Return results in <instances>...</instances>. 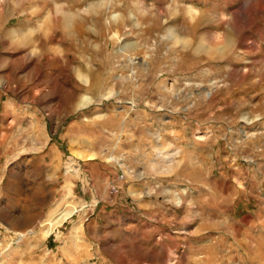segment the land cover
I'll list each match as a JSON object with an SVG mask.
<instances>
[{"label":"rangeland","instance_id":"rangeland-1","mask_svg":"<svg viewBox=\"0 0 264 264\" xmlns=\"http://www.w3.org/2000/svg\"><path fill=\"white\" fill-rule=\"evenodd\" d=\"M0 264H264V0H0Z\"/></svg>","mask_w":264,"mask_h":264},{"label":"crops","instance_id":"crops-1","mask_svg":"<svg viewBox=\"0 0 264 264\" xmlns=\"http://www.w3.org/2000/svg\"><path fill=\"white\" fill-rule=\"evenodd\" d=\"M22 185H23L24 190H25V192H26V191H31V190H33V189L36 187L37 183H34V182H23ZM44 197H46V196L44 195ZM44 197H43V198H44ZM43 198H42V199H43ZM19 204H20V205L23 204L21 198H20ZM18 211H19V210H18ZM10 212H12V213H10V214H11L10 216L13 217L14 220H16V216L18 215V214H16V210L13 209V211H10ZM20 212H21V211H19V213H20ZM8 213H9V212H8ZM18 217H19V218H20V217H21V218H22V217L24 218V216H23L22 214H19Z\"/></svg>","mask_w":264,"mask_h":264},{"label":"bare ground","instance_id":"bare-ground-1","mask_svg":"<svg viewBox=\"0 0 264 264\" xmlns=\"http://www.w3.org/2000/svg\"><path fill=\"white\" fill-rule=\"evenodd\" d=\"M62 22H63V24H64V21H62ZM87 103H88V102L84 103V105L87 104Z\"/></svg>","mask_w":264,"mask_h":264}]
</instances>
